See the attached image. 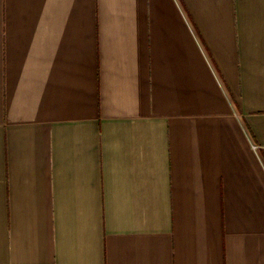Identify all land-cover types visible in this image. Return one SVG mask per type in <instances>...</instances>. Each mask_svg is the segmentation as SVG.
<instances>
[{"label":"crops","instance_id":"obj_1","mask_svg":"<svg viewBox=\"0 0 264 264\" xmlns=\"http://www.w3.org/2000/svg\"><path fill=\"white\" fill-rule=\"evenodd\" d=\"M0 264H264V0H0Z\"/></svg>","mask_w":264,"mask_h":264}]
</instances>
